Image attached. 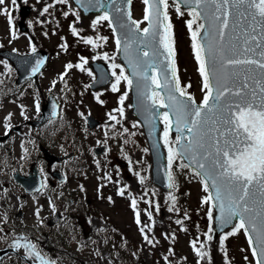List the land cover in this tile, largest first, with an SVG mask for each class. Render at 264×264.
I'll use <instances>...</instances> for the list:
<instances>
[{
	"label": "rangeland",
	"instance_id": "1",
	"mask_svg": "<svg viewBox=\"0 0 264 264\" xmlns=\"http://www.w3.org/2000/svg\"><path fill=\"white\" fill-rule=\"evenodd\" d=\"M20 4L31 7L24 19V32L16 25ZM168 4L177 76L181 87L190 85L188 92L199 102L204 95L202 77L187 27L193 17L181 7L182 14L178 13L174 0ZM145 7L143 0H131L132 17L140 29L146 24ZM0 8L11 16L9 23L8 15L0 12V51L22 54L35 48L49 54L37 76L21 83L16 81L12 62L0 55V135L13 126L20 127V132L12 131L0 142V203L11 206L12 211L21 209V221L29 218L37 226V235L44 232L46 245L34 244L35 251L49 264H256L245 230L227 235L239 222L213 239V219L208 216L213 205L202 202L209 192H205L201 177L189 167H181L185 163L179 155L169 167L168 148L175 149L177 135L169 132L165 143L163 113L160 138L172 181L167 190L151 181V155L142 125L132 113L130 85L121 79L118 91H112L116 83L113 72L119 75L122 68L128 76L117 56L113 30L108 20L93 25L105 13L83 16L71 0H16L15 5L5 0ZM87 38L93 44L85 43ZM95 60L108 65L112 79L91 90L89 84L95 78L91 62ZM69 64L73 67L67 68ZM77 64L83 68L75 67ZM113 64L120 67L114 69ZM49 94L59 104V115L32 128L29 121L39 115ZM121 96H125L123 103ZM88 114L99 120L96 126H88ZM39 144L68 155L52 164L68 180L53 190L45 186V195L23 196L11 174L26 172L36 162L46 175L47 162ZM99 145L105 146L104 150L94 154ZM59 210L65 213L61 222L53 226L44 223L46 215ZM34 212L39 217L32 215ZM222 237H226L223 243Z\"/></svg>",
	"mask_w": 264,
	"mask_h": 264
},
{
	"label": "snow or ice",
	"instance_id": "2",
	"mask_svg": "<svg viewBox=\"0 0 264 264\" xmlns=\"http://www.w3.org/2000/svg\"><path fill=\"white\" fill-rule=\"evenodd\" d=\"M58 2L65 3L66 0ZM143 2L146 5L143 18L148 21V27L142 29L143 37H137L131 31V26L122 25L127 37L124 50L130 57L132 75L142 78V83L137 82V88L144 89L141 94L153 104L160 103L169 110L162 114L166 144L173 126L170 113L175 118L179 152L169 146V167L178 154L190 159V164H182L181 167L195 165L193 170L201 177L205 192H209V188L214 190V195L209 192L202 202L215 201L220 213L216 220L222 225L233 223L234 217L239 218V223L227 235H235L240 229L248 232L249 227L257 233L259 250L253 247L252 252L258 257L256 264H264V0H179L176 3L178 13H181L179 3L182 2L189 6V15L193 17L187 21V27L199 65L198 72L202 77L201 91L204 95L199 103L188 92L190 85L181 87L177 76L172 25L166 23L168 0ZM4 3L5 0H0V6ZM11 3L15 5L16 0H11ZM47 10L44 9L45 12ZM0 12L8 15L11 23L7 11L0 8ZM200 19L205 22L196 23ZM101 20L111 22L105 13L94 20L93 25ZM131 24L139 28L138 21H131ZM72 31L75 35L76 29ZM135 39L151 51H143L141 57L139 45L131 47ZM85 43L93 44V41L87 38ZM120 44L118 38V48ZM32 51L36 49L32 48ZM160 56L164 57L163 61L159 60ZM41 63L38 61L33 71H38ZM75 67L83 68V65L77 64ZM112 67L120 66L113 64ZM113 75L116 76L113 92L118 91L121 79L132 84L122 68L119 75L115 72ZM156 89L166 93L167 103L164 97H158ZM124 99L125 96H121L120 102L123 103ZM119 111L123 115V110ZM185 131L187 136L184 135ZM185 140L187 143H184ZM168 179L172 181L171 173ZM132 206L135 207L134 200ZM208 216L210 220L213 219L211 208ZM225 238H221L222 243ZM249 244H253L251 236ZM14 246L23 247L41 264H49L30 242L21 243L18 239L14 241ZM197 254L203 255L199 250Z\"/></svg>",
	"mask_w": 264,
	"mask_h": 264
},
{
	"label": "water",
	"instance_id": "3",
	"mask_svg": "<svg viewBox=\"0 0 264 264\" xmlns=\"http://www.w3.org/2000/svg\"><path fill=\"white\" fill-rule=\"evenodd\" d=\"M72 1L79 7L83 15H87L89 13H96L100 11H105L109 15L116 38L117 39L119 38L121 41L120 47L118 48L119 58L125 64L128 70L129 77L132 80V84H131L132 110L134 115L141 121L143 125V129L150 148L151 159H152V166H151L152 181L158 184L163 189H169L170 181L168 179V173L165 165L164 151L159 136L160 123L158 120L161 112L169 111V110L165 107H162L161 105H158L157 103L153 104L151 100L146 99L145 95L141 94L144 91V89L142 87L138 89L137 82L140 81L142 83V78L132 75L133 70L131 67H129L130 57L126 54L124 50V41L127 37L125 36L126 29L122 28V25L131 26V31L135 33L137 37H143L144 35L143 31H140L135 25L131 24V21H133V19L132 18L129 19V16L131 17L130 0H99V2H97V0H79V2H77V0H72ZM181 5L183 7H189L188 5H185L182 2ZM115 9H119V10L117 11ZM29 11H30L29 6L20 7L19 15L21 20L18 22V25L21 30H25V27L23 25V18L28 14ZM202 22L205 21H203L202 19ZM145 27H148V21ZM230 28H231V24H230ZM200 31L201 34H203L204 30L202 29ZM137 45H139L141 57H143V51H151L149 48H145V46L141 44L138 39H135L131 47L136 48ZM160 51L162 52L163 49H160ZM2 54H4L7 58L13 61L14 66L18 71L19 82L28 77H34L38 73V71L42 68V66L45 64L48 57L47 52H45L44 50H37L35 52L25 55H18L14 52L5 50L2 52ZM159 60L163 61L164 57L160 56ZM38 61H42L43 63L40 64L38 71H33ZM92 67L96 71V79L91 83V87L96 88L102 85H106L111 78L106 65L103 62L95 61L92 63ZM157 71H159V69ZM149 75H151V71H149ZM156 90L161 92L162 96L164 97L165 103H167L166 93L160 89H156ZM176 95L178 96L179 94L176 93ZM57 111H58L57 103L55 102L52 96H49L46 105L43 106L41 109V114L38 116L36 120L31 121L30 124L33 126H38L43 121L51 117L57 116ZM170 118L173 119V126L171 127L170 132L177 133L175 130V118L171 117V113H170ZM88 122L90 126H93L97 123V121L90 116L88 117ZM184 135L187 136L186 131L184 132ZM6 136L7 135L1 137V139L5 138ZM184 143H187V141L185 140ZM40 149L42 150L45 158L49 161L61 159V157L47 151L43 146H40ZM102 150L103 147H99L95 149L97 153H100ZM176 150L177 152H179L178 143L176 144ZM181 157L183 158V160H185V162H187V164H190V159L187 156H181ZM190 167L194 169L195 165H191ZM32 172L33 173H30L28 176H21L18 174H14L15 179L18 182H20L27 191H34L40 188V176L35 168L32 169ZM210 183L211 182L209 181V184ZM210 192L214 195L213 189L210 188ZM213 205H214L213 239H215L221 231H223L226 227L231 226L234 223V221L239 218L234 217L233 223L222 225L220 224L219 221L216 220V217L219 216L220 213L218 208L215 206V201H213ZM56 220H57V216L52 218V220L50 221L54 222ZM247 233L249 234V236H251L253 240V246L256 247L258 251L259 245L257 242V233L252 232L250 227Z\"/></svg>",
	"mask_w": 264,
	"mask_h": 264
},
{
	"label": "flooded vegetation",
	"instance_id": "4",
	"mask_svg": "<svg viewBox=\"0 0 264 264\" xmlns=\"http://www.w3.org/2000/svg\"><path fill=\"white\" fill-rule=\"evenodd\" d=\"M50 166L51 165H47V175L44 179L48 187L53 189L57 187L58 182L52 179ZM1 169H3V167L0 168V181L3 178ZM40 192L32 194L24 192L23 196L28 195L29 197H35L38 194L45 195ZM58 213L60 215V220L65 217V213L62 210H59ZM32 215L39 217L35 212ZM23 216L24 213L22 210L18 209L12 211L11 206H4L0 203V264H41L37 262L34 255L29 254L23 247L17 248L14 246V241L18 239L21 240V243L27 241L33 245L42 241L40 237L36 236L38 232L36 224L31 223L29 218L28 220L21 221L20 218ZM46 218L47 216L44 217L45 224ZM41 234H44V232H41ZM41 243L45 244L46 240ZM44 260L47 261L48 259L44 258Z\"/></svg>",
	"mask_w": 264,
	"mask_h": 264
}]
</instances>
